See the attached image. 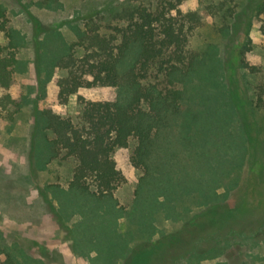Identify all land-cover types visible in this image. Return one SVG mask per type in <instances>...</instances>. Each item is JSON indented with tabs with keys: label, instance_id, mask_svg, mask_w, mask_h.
<instances>
[{
	"label": "trees",
	"instance_id": "trees-1",
	"mask_svg": "<svg viewBox=\"0 0 264 264\" xmlns=\"http://www.w3.org/2000/svg\"><path fill=\"white\" fill-rule=\"evenodd\" d=\"M158 1L154 6L152 2H135L123 8L118 17L124 24L112 26L108 34L96 26L81 30L76 42L53 64L66 70L57 82L59 102L65 103L79 88L96 85L113 87V99L79 96L81 106L75 118L50 108H34L28 153L31 167L43 168L57 157L75 162L66 188L46 184L40 190L42 196L56 216L67 208L70 210L64 211L70 215L83 213L68 231L73 239L76 234L85 235L89 250L96 251L95 261L100 259L104 264H199L223 255L229 237L251 238L238 227L242 225L240 216L216 192L231 167V160L224 156L227 145L223 138L232 133L222 127L219 114L217 118L183 105L187 93L179 88L208 59L188 46L200 15L193 10L181 11L179 1ZM259 29L264 35V20ZM0 32L6 40L0 45V86L7 88L17 63V40L1 4ZM245 47H241V55ZM240 64L248 66L243 58ZM257 101H261L260 96ZM0 102L12 104L18 111L19 103L9 96ZM131 139L130 162L142 173L130 209L122 212L113 195L122 177L112 153ZM80 199L91 209L83 211ZM184 202L193 203L198 210L184 216L179 209L182 206L185 210ZM103 203L112 208L114 219L126 216L142 232L141 239L128 249L124 244L119 247L107 231L111 226L105 224V214L110 209L98 213ZM158 212L164 218L179 220L180 225L166 232L159 230L153 223ZM115 222L111 227L114 234ZM2 253L7 264L30 261L28 257L26 262L17 260L9 248H0ZM113 256L119 260L114 261Z\"/></svg>",
	"mask_w": 264,
	"mask_h": 264
},
{
	"label": "rangeland",
	"instance_id": "rangeland-1",
	"mask_svg": "<svg viewBox=\"0 0 264 264\" xmlns=\"http://www.w3.org/2000/svg\"><path fill=\"white\" fill-rule=\"evenodd\" d=\"M157 1L0 0L17 40V63L10 85L0 86V100L9 96L19 103L15 111L12 104L0 102V248L15 252L17 260L22 258L26 262L28 257L27 264H104L100 259L95 261L96 251L89 250L85 235L76 234L73 239L68 231L83 213L70 215L64 211L70 210L67 208L56 216L42 196L40 190L46 184L66 188L75 162L69 157H57L43 168L31 167L28 153L34 108H50L75 118L81 106L79 96L86 100L113 99L116 96L113 87L96 85L79 88L65 103L59 102L57 82L66 70L53 64L76 42L81 30L96 26L99 32L108 34L112 26L124 24L118 17L123 8L143 2H152L154 6ZM170 1H179L177 7L181 11L193 10L200 15L199 24L189 35L188 46L208 59L179 88L187 93L183 105L199 108L213 117L218 118L219 114L222 127L232 133H224L223 138L227 145L224 156L231 160V167L228 175L220 179L216 192L242 219L240 230L251 236L229 237L224 242L223 255L201 260L199 264H264V35L259 29L264 20V0ZM5 42L0 32V45ZM244 44L247 47L241 55ZM242 58L247 68L241 66ZM133 147L131 139L127 146L112 153L122 177L113 195L122 212L130 209L142 173L130 162ZM52 201L56 207V200ZM78 202L83 211L91 209L89 205L85 207L86 200ZM184 203L185 210L179 206L184 216L198 210L193 203ZM108 206L107 203L98 206V213L110 209L105 214V224L113 227L112 221H116V233L111 227L107 231L114 235L119 247L124 244L128 249L141 239L142 232L126 216L114 219ZM153 223L165 232L180 225L179 220L164 218L161 212ZM113 258L119 260L118 256ZM0 264H7L3 253Z\"/></svg>",
	"mask_w": 264,
	"mask_h": 264
}]
</instances>
